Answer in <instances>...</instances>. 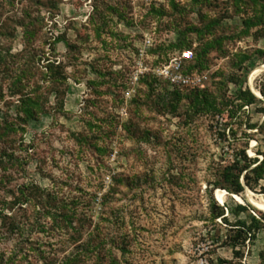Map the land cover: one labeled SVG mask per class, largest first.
I'll return each mask as SVG.
<instances>
[{"label": "rangeland", "instance_id": "obj_1", "mask_svg": "<svg viewBox=\"0 0 264 264\" xmlns=\"http://www.w3.org/2000/svg\"><path fill=\"white\" fill-rule=\"evenodd\" d=\"M263 85L264 0H0V264H264V228L224 241L264 181L217 186L262 160Z\"/></svg>", "mask_w": 264, "mask_h": 264}, {"label": "trees", "instance_id": "obj_2", "mask_svg": "<svg viewBox=\"0 0 264 264\" xmlns=\"http://www.w3.org/2000/svg\"><path fill=\"white\" fill-rule=\"evenodd\" d=\"M27 37H31L30 33L25 32ZM186 40L182 37V35H179L177 37L175 46L180 47L184 44ZM54 67L52 65H49L47 67V74L49 78H55ZM188 74L187 72H185ZM261 96L264 97V85L263 89L260 91ZM242 96H238L239 98L243 99L245 104L251 105L255 102V97L250 91H246L243 93H240ZM32 102H29L31 104ZM262 112H264V109H262ZM31 114V109L26 108L25 109V116L29 117ZM239 156V158H238ZM235 159V162L228 167H225V169L221 173V183L217 184V186L220 187V189H223L233 195H239L243 193L244 191V185L248 189H253V186L258 185L260 181H264V150L261 153L262 160L259 161L258 159H251L247 157L245 154V151H241ZM3 162H1L0 159V167H3ZM245 172V174L241 177L242 172ZM240 177L243 180L240 181ZM213 211L215 212L216 217H220L224 222H227L226 217H224V213L222 210L219 209V207L214 206ZM217 210H220L219 212H216ZM246 207L244 206H237L235 210H230L229 213L233 214L235 217L238 216L241 213L246 212ZM213 212V213H214ZM0 217L2 219H7L5 215H3V210L0 209ZM264 228V222L260 219H257L256 217L251 216L249 218V221L246 220H237L235 222V225H233L228 231V234L225 235V245L230 246L232 249V252L234 255H238L239 249L243 246V244L246 241H252L256 238L257 233ZM67 264V263H66Z\"/></svg>", "mask_w": 264, "mask_h": 264}, {"label": "built area", "instance_id": "obj_3", "mask_svg": "<svg viewBox=\"0 0 264 264\" xmlns=\"http://www.w3.org/2000/svg\"><path fill=\"white\" fill-rule=\"evenodd\" d=\"M192 60L190 51L183 52L178 59L171 62L159 70V75L165 79L171 86L177 88H194L199 85L203 79L197 75H188L182 71L183 62Z\"/></svg>", "mask_w": 264, "mask_h": 264}, {"label": "bare ground", "instance_id": "obj_4", "mask_svg": "<svg viewBox=\"0 0 264 264\" xmlns=\"http://www.w3.org/2000/svg\"><path fill=\"white\" fill-rule=\"evenodd\" d=\"M249 83H250V82H249ZM251 84H252V83H251ZM252 89H253V88H252ZM254 93H256V92H254ZM256 94H257V93H256ZM257 95H259V94H257ZM225 193H226V192H224V191H217V192L215 193L216 199H217L219 202H222V201H223V195H224ZM234 197L238 199L237 196L234 195ZM250 201H251V203H252L255 207H257L259 210H261V211L264 212V204L256 203L253 199H250Z\"/></svg>", "mask_w": 264, "mask_h": 264}, {"label": "water", "instance_id": "obj_5", "mask_svg": "<svg viewBox=\"0 0 264 264\" xmlns=\"http://www.w3.org/2000/svg\"><path fill=\"white\" fill-rule=\"evenodd\" d=\"M254 95L260 98V96H259V95H256L255 93H254ZM242 182H243V180H242ZM244 189H245V191H247V192H248V190H247L246 186H244Z\"/></svg>", "mask_w": 264, "mask_h": 264}]
</instances>
